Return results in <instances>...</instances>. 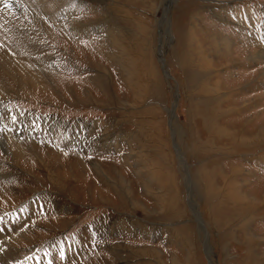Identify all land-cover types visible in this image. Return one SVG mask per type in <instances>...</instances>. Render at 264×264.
Wrapping results in <instances>:
<instances>
[{"label": "rangeland", "instance_id": "374dc122", "mask_svg": "<svg viewBox=\"0 0 264 264\" xmlns=\"http://www.w3.org/2000/svg\"><path fill=\"white\" fill-rule=\"evenodd\" d=\"M54 1L0 3L61 12L0 112V264H264V0Z\"/></svg>", "mask_w": 264, "mask_h": 264}, {"label": "bare ground", "instance_id": "6f19581e", "mask_svg": "<svg viewBox=\"0 0 264 264\" xmlns=\"http://www.w3.org/2000/svg\"><path fill=\"white\" fill-rule=\"evenodd\" d=\"M54 2L55 1L52 0V4H54ZM27 5L28 6H24V7L27 9L29 14H31V16L33 17L31 23H29L30 21L27 22L20 15V12H17V14H15V16L13 15V16H10L6 19H3L5 21V26L7 27L6 28V30H7L6 35L4 34L3 37L5 38V36H6L5 39L7 40L8 43H6L4 41L5 43L1 44L2 46L0 47V112L4 113V117L8 120H10L13 117L23 116V114L21 113V111H18L16 109H12L9 106L2 107V105L7 101V99L10 98V96L12 94H19L20 95L22 90H25L29 87H34V86L39 85L40 81L38 80V77L36 75L41 76V75L46 74L45 73L46 71L44 70V64L51 59L49 55H46L43 53V47L46 44H44V42H43V36H42L40 28L38 27V23H37V20H39L38 18L47 14V15L51 16L53 20H55V19H58L59 16L61 15V12H55V10L54 11L52 10L51 4L44 6L42 9L40 8V6L38 8L36 6L31 5V3L27 4ZM54 7H56V6H54ZM54 7H53V9H54ZM8 11H11V10H8ZM72 12H74V11H72ZM4 16H6V15L4 14ZM28 17H30V16H28ZM69 17L70 16L65 14L66 20H68ZM35 27H38V28H35ZM73 27H75V26H73ZM75 28L78 29L77 26ZM162 62H163V66L165 67L163 59H162ZM31 67H32V69H35L36 75L32 72ZM166 71L167 70H165V72ZM166 75L168 77H171L168 73H166ZM27 119H29L30 122L32 120H34L33 117H29V116H27ZM26 127H25L24 131H26ZM15 128L18 129L17 127H15ZM10 131L12 132L10 134L12 139L9 137L0 138V146L4 149V151L6 153H8L7 155L11 156L13 159H18L22 154H25V151L22 148L23 146L21 145V142L19 144V142L15 141L17 139L13 137L16 130H14L13 127H11ZM97 167L99 168V165H97ZM3 177H5V176H3ZM195 209H197V208H195ZM6 229H8V228H5L4 230H6ZM205 237H206V231H205ZM206 239H207V237H206ZM8 243H9V247L11 248V250L12 251L14 250L15 252H17V250L12 247L13 245H10L11 242L9 241V239L7 240V244ZM205 247H206V244H205ZM10 256H12V255H10ZM1 257H2V255H1Z\"/></svg>", "mask_w": 264, "mask_h": 264}]
</instances>
